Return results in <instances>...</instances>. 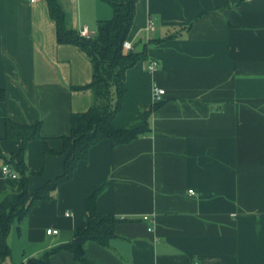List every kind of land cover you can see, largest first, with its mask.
Returning <instances> with one entry per match:
<instances>
[{
    "label": "crops",
    "instance_id": "0c3cea01",
    "mask_svg": "<svg viewBox=\"0 0 264 264\" xmlns=\"http://www.w3.org/2000/svg\"><path fill=\"white\" fill-rule=\"evenodd\" d=\"M56 1L68 30L97 33L113 17L105 0ZM127 42L145 58L126 72L113 125L149 131L93 146L50 199L13 220L0 264H264V0H137ZM92 78L87 55L58 42L47 0H0V215L25 189L11 162L23 141L7 121L40 125L24 155L31 194L63 176V138L95 103L83 88ZM154 84L166 91L157 104ZM95 192L99 214L125 219L110 245L86 243V263L53 251L72 242Z\"/></svg>",
    "mask_w": 264,
    "mask_h": 264
},
{
    "label": "trees",
    "instance_id": "16d2710c",
    "mask_svg": "<svg viewBox=\"0 0 264 264\" xmlns=\"http://www.w3.org/2000/svg\"><path fill=\"white\" fill-rule=\"evenodd\" d=\"M47 1L51 17L56 23L58 42L75 45L92 62V81L83 88L92 91L95 103L86 112L73 113L71 116V134L63 138L64 152L67 153L63 176L46 183L31 194L26 189L28 179L24 155L28 142L41 138L40 125L17 127L13 122L7 121L9 134H12L13 128L20 130L16 136L23 141L22 148L12 157L11 162L23 174L25 189L19 202L9 211L0 215V230L4 241V248L0 251L1 259L10 254L7 239L13 220L21 219L29 214L35 203L50 199L51 193L59 184L69 181L73 177L77 165L88 159L93 146L103 140L111 141L114 146L127 144L149 131L146 123L141 127L126 129H119L113 125V119L124 101L126 72L145 58V53L124 49V43L127 41L134 21L137 0H105L113 10V17L99 22L97 33L92 38H84L80 36L79 32L68 30L65 26L64 13L57 1ZM45 152L51 153L48 148ZM97 197L98 192L88 197V218L74 233L72 242L53 251H67L77 261L86 263V243L93 242L102 247L110 245L111 240L116 236L115 226L125 219L99 214ZM53 251L47 253V257ZM39 262L49 264L47 260H31L27 264Z\"/></svg>",
    "mask_w": 264,
    "mask_h": 264
},
{
    "label": "built area",
    "instance_id": "2783aa9c",
    "mask_svg": "<svg viewBox=\"0 0 264 264\" xmlns=\"http://www.w3.org/2000/svg\"><path fill=\"white\" fill-rule=\"evenodd\" d=\"M37 0H30V2H36ZM149 29H151L153 27L152 23H149ZM80 36L84 37V38H92L96 35V32H92L90 31L87 27H84L80 32H79ZM124 49L125 50H131L132 49V45L129 42H125L124 43ZM158 67V62L156 60H152L149 63L148 66V71L149 72H153L157 69ZM166 94L165 89L159 87L157 84H154L153 86V100L155 102V104L160 103L164 96ZM2 172L5 176H9L12 178L17 177V173H15L14 171H12V169L10 168L9 165H5L2 167ZM190 194H195V192L193 190L189 191ZM144 220L149 221L150 220V216H144L143 217ZM149 231H153V226L149 227ZM47 234L48 235H56L58 234V230H53V229H49L47 230Z\"/></svg>",
    "mask_w": 264,
    "mask_h": 264
}]
</instances>
